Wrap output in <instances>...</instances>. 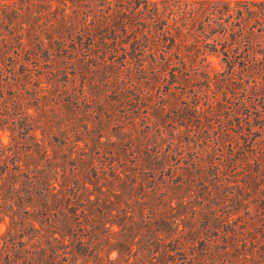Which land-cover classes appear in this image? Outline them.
<instances>
[{
  "label": "rangeland",
  "instance_id": "obj_1",
  "mask_svg": "<svg viewBox=\"0 0 264 264\" xmlns=\"http://www.w3.org/2000/svg\"><path fill=\"white\" fill-rule=\"evenodd\" d=\"M261 1L0 0V264H264Z\"/></svg>",
  "mask_w": 264,
  "mask_h": 264
},
{
  "label": "trees",
  "instance_id": "obj_2",
  "mask_svg": "<svg viewBox=\"0 0 264 264\" xmlns=\"http://www.w3.org/2000/svg\"><path fill=\"white\" fill-rule=\"evenodd\" d=\"M107 2H108V0H107ZM109 2H110V0H109ZM145 5L147 6V3H145ZM251 5L258 7V9H257L258 11L254 10V9L248 11L252 15V17H251V21L253 22L252 27H256V26H258L260 28L263 27V30H264V0H262L259 4H253L252 3ZM261 5H263V7H261ZM260 10H262V11H260ZM259 15H260V17H259ZM7 60H9V59L5 58L3 61L1 60V62H0V68L1 69H2V67H6L5 61H7ZM0 76H1V74H0ZM211 127L213 128L214 126L212 125ZM4 173L5 172L1 173L0 179H2ZM29 206H30V204H28L26 207H29ZM27 211H29V209H27Z\"/></svg>",
  "mask_w": 264,
  "mask_h": 264
}]
</instances>
